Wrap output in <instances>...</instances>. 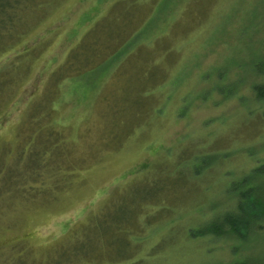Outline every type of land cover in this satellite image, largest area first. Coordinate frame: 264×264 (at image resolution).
<instances>
[{"label":"rangeland","instance_id":"1","mask_svg":"<svg viewBox=\"0 0 264 264\" xmlns=\"http://www.w3.org/2000/svg\"><path fill=\"white\" fill-rule=\"evenodd\" d=\"M37 4L0 52V264H264V0Z\"/></svg>","mask_w":264,"mask_h":264},{"label":"trees","instance_id":"2","mask_svg":"<svg viewBox=\"0 0 264 264\" xmlns=\"http://www.w3.org/2000/svg\"><path fill=\"white\" fill-rule=\"evenodd\" d=\"M39 1L40 0H0V52L3 53L4 50L6 49V46L4 44L5 38H9V39L10 38H16L17 33H16V31L14 32V30L21 23L20 20L22 19V16L20 13L22 12V10L25 8H29V7L33 8L35 5H38L37 3H39ZM45 7H46V3H45ZM108 33L109 32L100 33L98 35V38L99 37L101 38L102 34H105V37H107L108 39L113 38ZM84 49H85V52H84ZM102 50H103L102 44H98L97 41L93 42L92 38H90V36L88 34V36H86L78 45H76L70 51V54L68 55V57L65 60V63L59 67L60 71L62 69H64V72H67V71L72 70L74 68V70H77L76 75H78V76H76V77H83L85 79L84 81H86V79H91V76H89V75H91L92 72H94L98 68H100V66L103 64L105 55L103 56L101 54ZM95 55H96V58L98 56V58L100 60L96 61L94 59ZM107 59L108 58H106L105 60H107ZM256 73L260 77H264V73L261 69L260 70L257 69ZM65 76H66V73H64V77ZM61 79H62V77H61ZM263 82H264V80H263ZM256 85L257 86H256L255 96H257L260 99L264 98V83H262V84L257 83ZM35 142H36V140H34V143ZM30 143H32V142L30 141ZM29 148H30V146H29ZM238 208L240 210V206ZM261 209L263 211L259 214L258 218L260 216H264V208H261ZM243 215H245L244 211H243L241 216H243ZM247 217H249V218L246 221H253L254 223L257 224V219H256L257 218V212L253 213V215H251L249 213ZM241 218H240V220H241ZM240 220H239V222H241ZM258 220H260V219H258ZM236 225L237 224H235V221H233L232 219L230 221H228V227H227L226 233H228L229 235H238L239 232L236 228ZM126 226H128V225H126ZM214 233H217V232L214 231Z\"/></svg>","mask_w":264,"mask_h":264}]
</instances>
